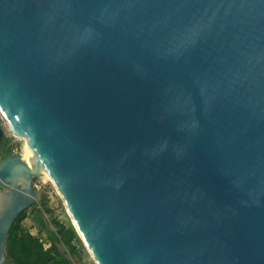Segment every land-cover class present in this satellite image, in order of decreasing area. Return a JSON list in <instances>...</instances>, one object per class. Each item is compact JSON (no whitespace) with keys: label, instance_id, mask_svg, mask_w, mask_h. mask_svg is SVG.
I'll list each match as a JSON object with an SVG mask.
<instances>
[{"label":"water","instance_id":"obj_1","mask_svg":"<svg viewBox=\"0 0 264 264\" xmlns=\"http://www.w3.org/2000/svg\"><path fill=\"white\" fill-rule=\"evenodd\" d=\"M0 111L2 261L48 173L96 264H264V0H0Z\"/></svg>","mask_w":264,"mask_h":264},{"label":"rangeland","instance_id":"obj_2","mask_svg":"<svg viewBox=\"0 0 264 264\" xmlns=\"http://www.w3.org/2000/svg\"><path fill=\"white\" fill-rule=\"evenodd\" d=\"M5 119L6 118H4V115H2L0 111V130L12 137V153L21 154L22 156L26 155L27 152L24 149L25 139L15 135L10 129L7 119ZM33 186L38 196L29 207L22 211L23 218L21 225L38 236L45 246L49 247L50 239L48 229H55L53 220L60 221L68 227H74L75 230L76 228L62 196L48 174L45 173L35 176L33 178ZM1 190L2 189H0V191ZM77 235L74 242L78 245L80 254L70 256L71 260L74 264H96L78 232ZM61 248L62 251L67 252L63 244H61Z\"/></svg>","mask_w":264,"mask_h":264},{"label":"trees","instance_id":"obj_3","mask_svg":"<svg viewBox=\"0 0 264 264\" xmlns=\"http://www.w3.org/2000/svg\"><path fill=\"white\" fill-rule=\"evenodd\" d=\"M12 137L0 134V157H5L13 150ZM22 212L11 226L6 243V264H74L70 256L79 255L78 245L74 240L77 231L60 221L53 220L55 229H48L50 246L31 231L21 225ZM63 244L67 252L62 251Z\"/></svg>","mask_w":264,"mask_h":264},{"label":"bare ground","instance_id":"obj_4","mask_svg":"<svg viewBox=\"0 0 264 264\" xmlns=\"http://www.w3.org/2000/svg\"><path fill=\"white\" fill-rule=\"evenodd\" d=\"M2 113V112H1ZM3 115V114H2ZM4 118H5V116H4ZM6 120V119H5ZM8 121V120H7ZM8 123H9V125H10V129L12 130V132L15 134V135H17L16 133H15V131L13 130V128H12V126H11V123L8 121ZM17 136H19V135H17ZM19 137H21V136H19ZM22 138H24L25 140L27 139L26 137H22ZM22 156V155H21ZM31 158H32V155H28V154H26V155H24V156H22V159L25 161V162H27V164L32 168V169H34V166H33V164H32V162H31ZM43 174H45V173H43ZM42 174V175H43ZM46 174H48V173H46ZM17 180H18V182L19 183H22V184H26V180L23 178V177H21V176H19L18 178H17ZM13 186L11 185V186H9V188H0V189H2L1 191H0V213H1V211L4 209V207L6 206V204H7V202H8V200H9V198H10V194L8 193V191H9V189L10 188H12Z\"/></svg>","mask_w":264,"mask_h":264},{"label":"flooded vegetation","instance_id":"obj_5","mask_svg":"<svg viewBox=\"0 0 264 264\" xmlns=\"http://www.w3.org/2000/svg\"><path fill=\"white\" fill-rule=\"evenodd\" d=\"M0 264H6V252H5V258L3 259V261L0 258Z\"/></svg>","mask_w":264,"mask_h":264}]
</instances>
